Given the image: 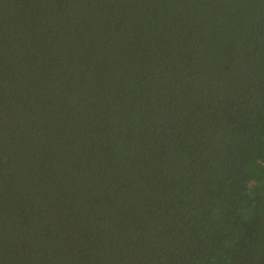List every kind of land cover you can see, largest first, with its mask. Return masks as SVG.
I'll list each match as a JSON object with an SVG mask.
<instances>
[{
    "label": "trees",
    "instance_id": "obj_1",
    "mask_svg": "<svg viewBox=\"0 0 264 264\" xmlns=\"http://www.w3.org/2000/svg\"><path fill=\"white\" fill-rule=\"evenodd\" d=\"M0 264H264V0H0Z\"/></svg>",
    "mask_w": 264,
    "mask_h": 264
}]
</instances>
